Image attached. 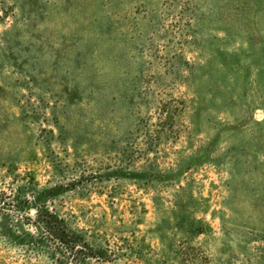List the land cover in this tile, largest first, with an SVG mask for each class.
Returning a JSON list of instances; mask_svg holds the SVG:
<instances>
[{"label":"rangeland","instance_id":"374dc122","mask_svg":"<svg viewBox=\"0 0 264 264\" xmlns=\"http://www.w3.org/2000/svg\"><path fill=\"white\" fill-rule=\"evenodd\" d=\"M0 264H264V0H0Z\"/></svg>","mask_w":264,"mask_h":264},{"label":"trees","instance_id":"16d2710c","mask_svg":"<svg viewBox=\"0 0 264 264\" xmlns=\"http://www.w3.org/2000/svg\"><path fill=\"white\" fill-rule=\"evenodd\" d=\"M33 207L36 209V219H35V229L37 231L42 230L43 228L48 229L50 232H52L61 243H66L67 241V232L62 229L61 227L59 229L56 228L57 225H59V221L57 220V218L51 214H49L48 209L46 208V206H38V205H33ZM28 219L32 220L33 217L27 215V213L24 214ZM43 221V222H42ZM41 222V223H40ZM60 226V225H59ZM24 238L32 239V236L30 234H28L27 232H24V234L22 235ZM8 237L10 238V240L16 239L15 236L11 237L10 234H8ZM18 245H25L22 241L21 242H17ZM73 249H75V247L72 246Z\"/></svg>","mask_w":264,"mask_h":264},{"label":"water","instance_id":"95a60500","mask_svg":"<svg viewBox=\"0 0 264 264\" xmlns=\"http://www.w3.org/2000/svg\"><path fill=\"white\" fill-rule=\"evenodd\" d=\"M33 213V212H32Z\"/></svg>","mask_w":264,"mask_h":264}]
</instances>
